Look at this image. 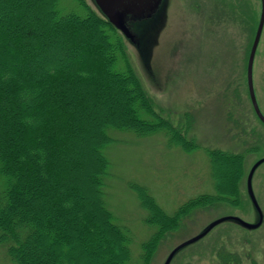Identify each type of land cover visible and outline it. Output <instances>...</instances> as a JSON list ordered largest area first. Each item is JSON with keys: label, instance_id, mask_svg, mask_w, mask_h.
Instances as JSON below:
<instances>
[{"label": "trees", "instance_id": "16d2710c", "mask_svg": "<svg viewBox=\"0 0 264 264\" xmlns=\"http://www.w3.org/2000/svg\"><path fill=\"white\" fill-rule=\"evenodd\" d=\"M223 99L232 108L227 122L239 127L238 151L204 148L213 193L188 200L172 216L144 188L130 186L148 225L172 231L196 211L238 206L246 162L260 151L262 136L249 117L237 118L238 91ZM193 118L188 112L170 124L161 115L122 37L86 0H0V246L9 262L148 264L155 235L134 262L128 232L104 204L107 131L162 132L171 146L192 153L202 148Z\"/></svg>", "mask_w": 264, "mask_h": 264}, {"label": "rangeland", "instance_id": "374dc122", "mask_svg": "<svg viewBox=\"0 0 264 264\" xmlns=\"http://www.w3.org/2000/svg\"><path fill=\"white\" fill-rule=\"evenodd\" d=\"M86 1L99 14L94 1ZM62 5L69 8L66 1ZM260 14V0H163L151 21L131 26L139 46L123 39L147 97L170 124L181 122L189 112L195 121V140L202 147L184 152L171 146L162 132L138 137L129 131H107L111 142L103 150L108 161L104 204L113 223L128 232L134 262L140 263L143 245L153 235L157 246L148 264H164L177 246L213 221L238 218L258 223L260 215L251 203L246 180L254 163L264 158V127L251 107L246 67ZM253 87L264 114V28L253 63ZM233 91L240 93L241 112L246 114L236 112L237 118L247 122L249 117L252 130L262 136L260 151L246 162L237 189L238 206L223 203L196 211L172 231L148 225L149 213L132 185L144 188L167 216L188 200L213 193L204 148L238 151L233 133L239 127L230 119L231 124L227 122L231 107L223 99ZM225 123L231 126L227 132ZM252 190L263 218L259 228L249 230L232 219L224 221L202 240L176 253L170 264H222L227 258L233 264H264V164L254 172ZM0 264H11L3 246Z\"/></svg>", "mask_w": 264, "mask_h": 264}, {"label": "water", "instance_id": "95a60500", "mask_svg": "<svg viewBox=\"0 0 264 264\" xmlns=\"http://www.w3.org/2000/svg\"><path fill=\"white\" fill-rule=\"evenodd\" d=\"M93 1L99 11V14L98 13L97 14L101 18H103L108 24H110L119 33L122 39L128 40L131 43H134L136 46H139V43L137 41L134 32L131 29V26L137 23L145 24L151 21L159 11L163 0H93ZM260 3H261V14L247 60L246 79H247L248 95L253 111L255 112L256 116L261 121V123L264 125V116L262 115L258 107L257 99L253 87V63H254L257 47L259 45L264 28V0H260ZM262 164H264V158L257 161L251 167L246 180L247 193L249 195L252 205H254V207L257 209L260 215L258 223L250 224L238 218H220L216 221H213L208 227H206V229H204L203 232L186 240L185 242L177 246L170 253L164 264H170L171 260L176 255V253L180 252L185 247L191 246L196 242L200 241L210 231H212V229H214L216 226L220 225L224 221L232 219L237 223H239L242 227L249 230H255L261 226L263 218L253 194L252 178L255 170Z\"/></svg>", "mask_w": 264, "mask_h": 264}, {"label": "flooded vegetation", "instance_id": "af4514ba", "mask_svg": "<svg viewBox=\"0 0 264 264\" xmlns=\"http://www.w3.org/2000/svg\"><path fill=\"white\" fill-rule=\"evenodd\" d=\"M263 114V113H262ZM263 116H264V114H263ZM224 258H227V256L226 255H224L223 256ZM228 259V258H227ZM222 264H233V261H224L223 260V263ZM251 264H255V262L253 261Z\"/></svg>", "mask_w": 264, "mask_h": 264}]
</instances>
